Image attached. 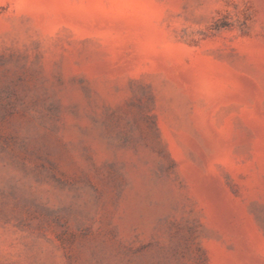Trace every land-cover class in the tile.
<instances>
[{
  "label": "rangeland",
  "instance_id": "rangeland-1",
  "mask_svg": "<svg viewBox=\"0 0 264 264\" xmlns=\"http://www.w3.org/2000/svg\"><path fill=\"white\" fill-rule=\"evenodd\" d=\"M0 264H264V0H0Z\"/></svg>",
  "mask_w": 264,
  "mask_h": 264
}]
</instances>
